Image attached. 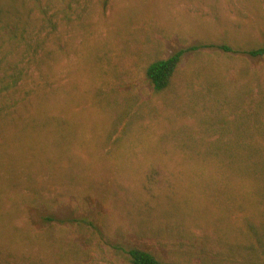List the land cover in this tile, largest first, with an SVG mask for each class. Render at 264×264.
Returning <instances> with one entry per match:
<instances>
[{
    "label": "rangeland",
    "instance_id": "374dc122",
    "mask_svg": "<svg viewBox=\"0 0 264 264\" xmlns=\"http://www.w3.org/2000/svg\"><path fill=\"white\" fill-rule=\"evenodd\" d=\"M260 47L264 0H0V264H264Z\"/></svg>",
    "mask_w": 264,
    "mask_h": 264
},
{
    "label": "trees",
    "instance_id": "16d2710c",
    "mask_svg": "<svg viewBox=\"0 0 264 264\" xmlns=\"http://www.w3.org/2000/svg\"><path fill=\"white\" fill-rule=\"evenodd\" d=\"M220 48L225 51H231L232 48L228 45H223ZM183 51L177 52L169 58L160 59L151 63L147 69V77L153 84L156 91H163L171 86L173 77L182 62ZM253 57L264 56V47L252 49L248 51ZM225 149V147H224ZM253 232L264 247V237L260 235L256 225L251 226ZM132 264H163L153 253L142 250L140 248H133L130 251Z\"/></svg>",
    "mask_w": 264,
    "mask_h": 264
}]
</instances>
